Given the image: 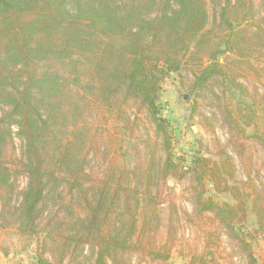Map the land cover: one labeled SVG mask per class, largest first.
I'll use <instances>...</instances> for the list:
<instances>
[{"label": "trees", "instance_id": "obj_1", "mask_svg": "<svg viewBox=\"0 0 264 264\" xmlns=\"http://www.w3.org/2000/svg\"><path fill=\"white\" fill-rule=\"evenodd\" d=\"M252 15V0H222L218 18L210 24L205 0H0V192L7 195L5 204L15 169L28 174L20 213L24 229L35 225L39 205L45 201V182L56 185L60 173L68 174L71 186L80 192L78 203L84 207L85 221L77 218L78 234L65 236L64 245L96 247L95 264L114 261L118 251L167 260L169 246H158L153 235L155 204L151 200L145 204L135 195L133 169L124 165L112 170L117 173L111 171L90 197L84 190L83 166L75 161L78 107L70 104L67 89L73 87L78 95L95 97L104 108L112 109L118 100L117 107L144 112L161 140L165 158L160 171L165 179L183 166L173 158L169 123L157 104L162 78L180 68L193 45L212 59L204 76L221 75L225 85L228 76L217 66L218 55L225 49L234 50L243 63L251 64L246 36L240 37L242 42L238 37ZM213 39L218 43L214 45ZM228 84L231 87L224 88L219 108L242 157L247 140L264 149V108L241 83L232 80ZM226 91H235L245 101L232 106ZM11 126L17 128L24 143L22 159H11ZM116 134L109 138L114 163L119 155L124 156L122 133L116 129ZM13 163L18 168L13 169ZM187 169L196 184V210L213 215L227 237L236 242L246 264H258L246 236L257 233L264 240V192L254 183L246 192L230 184L236 170L225 150L217 161L196 157ZM206 182L216 192L229 193L234 203L205 196ZM120 183H125L124 188ZM112 185L116 188L110 190ZM121 195L129 213L128 227L122 237L111 238L107 233L109 213ZM246 200L256 227L240 232L235 225L245 219ZM35 262L50 264L41 256Z\"/></svg>", "mask_w": 264, "mask_h": 264}, {"label": "rangeland", "instance_id": "obj_2", "mask_svg": "<svg viewBox=\"0 0 264 264\" xmlns=\"http://www.w3.org/2000/svg\"><path fill=\"white\" fill-rule=\"evenodd\" d=\"M221 2L205 0L209 24L218 18ZM252 9L253 17L247 19L244 23L246 28L238 37L241 41L240 37L246 36L245 42L248 41L251 49L248 60L251 64L243 63L236 51L225 49L223 53H218L217 66L227 74L226 82L235 80L241 83L264 108V0H252ZM212 42L215 45L218 39ZM184 60L177 71H169L162 78L157 100L161 116L169 123L173 158L183 166L165 179H162L160 171L165 158L161 140L144 112L117 107L118 100L112 109L104 108L95 97L78 95L73 87L67 89L70 104L78 107L76 135L79 141L75 161L83 166L84 190L90 197L112 170L124 165L133 169L131 180L136 188L135 195L145 204L149 203L148 200H151L150 204H155L156 216L152 223L155 241L158 246H169L167 260L154 261L134 251H118L115 260L107 259L106 264H246L236 242L227 237L213 215L199 213L194 207L196 184L185 168L191 166L196 157L217 161L220 151L225 150L236 170L235 180L230 184L246 192L247 186L254 183L264 192V149L255 141L247 140L242 149L243 156L239 157L219 108L224 88L228 89L231 85L226 82L224 85L221 75L204 76L203 72L212 64V59L202 49L192 45ZM225 94L226 98H232V106L245 101L235 91H226ZM116 129L120 130L124 139V156L120 158L119 155L115 164L109 138L111 134L118 135ZM11 138V159H22L24 143L15 126H11ZM10 166L18 168L15 163ZM11 181L12 191L5 204L7 195L0 192V264H35L38 256L50 264H95L96 247L87 243L63 244L65 236L78 234L77 218L82 219V223L85 221L84 207L78 203L80 192L71 186L68 174L60 173L56 185L45 182V201L39 205V216L28 231L23 227L20 214L24 192L28 189V174L15 169ZM120 184L124 188L125 183ZM114 188L116 185L110 186V190ZM205 189V196H211L219 203H234L229 193L214 191L208 182ZM108 201L112 203L110 196ZM246 203L245 219L235 225L240 232H249L256 227L249 200ZM111 209L107 233L111 238H120L129 220L123 195ZM246 240L257 263L264 264L263 237L256 233L253 237L247 235Z\"/></svg>", "mask_w": 264, "mask_h": 264}]
</instances>
